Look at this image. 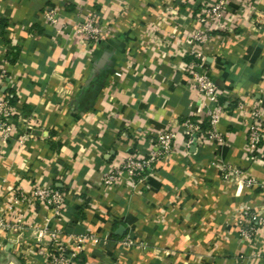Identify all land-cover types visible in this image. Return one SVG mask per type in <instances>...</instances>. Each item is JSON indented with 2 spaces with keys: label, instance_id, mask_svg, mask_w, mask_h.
<instances>
[{
  "label": "crops",
  "instance_id": "1",
  "mask_svg": "<svg viewBox=\"0 0 264 264\" xmlns=\"http://www.w3.org/2000/svg\"><path fill=\"white\" fill-rule=\"evenodd\" d=\"M202 1L0 0L7 70L0 93L32 117L31 130L15 121L13 138L0 147V264H45L36 240L42 229L62 232L68 243L69 236L97 240L73 264H264L251 256L264 225L251 240L239 230L244 210L264 219V138L248 151L246 113L260 102L264 133V24L240 19L202 48L227 105L216 125L224 142L187 144L180 135L145 182L101 185L125 154H146L151 133L181 130L195 117L207 136L206 108L183 70ZM250 1L264 17V0ZM49 9L71 25L95 11L102 39L92 45L58 33L44 19ZM238 100L245 110L235 108ZM24 133L32 136L22 141ZM228 164L242 170L238 180L223 177ZM248 177L257 183L246 185ZM38 185L65 194L60 216L33 198Z\"/></svg>",
  "mask_w": 264,
  "mask_h": 264
},
{
  "label": "built area",
  "instance_id": "2",
  "mask_svg": "<svg viewBox=\"0 0 264 264\" xmlns=\"http://www.w3.org/2000/svg\"><path fill=\"white\" fill-rule=\"evenodd\" d=\"M189 2L191 0H184ZM231 0H208L202 1L197 9L195 20L198 27L187 37L191 44L186 52L187 61L183 70L187 75V88L193 93L194 99L206 108V122L208 124L207 136L202 133V120L195 117L185 118L180 126L181 130L172 127L160 132L151 133L148 136L150 141L146 154H125L118 165L105 171L101 177V185L105 189L116 187L118 184H125L133 187L145 182L146 178L154 173L158 164L170 156L174 151L179 136L183 135L187 144H193L203 139L217 140L224 142V137L216 131V125L227 111L225 101H222V92L210 72L204 68L203 46L209 41L213 33H229L240 27V19L249 20L256 24H264V17H259L250 0H242L236 9L230 7ZM241 17V18H240ZM44 19L49 24L57 27V32L70 38L87 41L88 44L98 43L104 34L99 25L95 11L88 10L83 13L80 21L74 24L62 22L55 10L49 9L44 13ZM7 76L4 65H0V88ZM213 105V107H210ZM235 108L245 110L246 101L234 102ZM249 116L247 128V148L252 154L256 153L264 138L261 126L262 109L260 102L246 110ZM30 115H24L12 103L9 96L0 93V147L8 143L15 134V121L21 122L25 128L31 130ZM32 135L24 133L21 140ZM207 137V138H206ZM21 141V142H22ZM223 177L228 180H238L243 172L234 165L223 166ZM248 186L255 185L254 178L245 179ZM33 198L45 204L55 211L57 216L62 214L65 206V194L57 188L35 186ZM257 225V226H256ZM264 225V219L249 210H244L239 222L240 235L245 240H251L258 232V226ZM62 232L42 229L37 235V244L44 254L45 264H73L78 258L84 244L97 241L85 235L73 236L67 242ZM48 238L45 241V238ZM261 247L252 252L251 256L264 260V238L261 240ZM131 244L130 240L124 241Z\"/></svg>",
  "mask_w": 264,
  "mask_h": 264
},
{
  "label": "water",
  "instance_id": "3",
  "mask_svg": "<svg viewBox=\"0 0 264 264\" xmlns=\"http://www.w3.org/2000/svg\"><path fill=\"white\" fill-rule=\"evenodd\" d=\"M123 230V227H120L119 230L117 231V233H121Z\"/></svg>",
  "mask_w": 264,
  "mask_h": 264
},
{
  "label": "trees",
  "instance_id": "4",
  "mask_svg": "<svg viewBox=\"0 0 264 264\" xmlns=\"http://www.w3.org/2000/svg\"><path fill=\"white\" fill-rule=\"evenodd\" d=\"M10 100H11L12 103H14V99L12 97H10Z\"/></svg>",
  "mask_w": 264,
  "mask_h": 264
}]
</instances>
